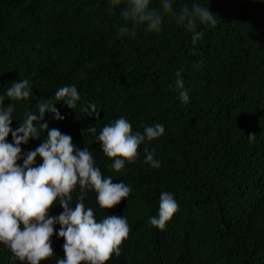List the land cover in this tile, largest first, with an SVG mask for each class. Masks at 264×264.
Wrapping results in <instances>:
<instances>
[{
  "label": "trees",
  "instance_id": "16d2710c",
  "mask_svg": "<svg viewBox=\"0 0 264 264\" xmlns=\"http://www.w3.org/2000/svg\"><path fill=\"white\" fill-rule=\"evenodd\" d=\"M193 3L209 7L218 21L215 27L197 22L203 36L195 45L193 33L168 15L159 33L140 26L134 36L119 35L123 6L109 13L108 0H0V95L7 106L13 82L28 79L32 89L28 100L12 102V129L25 112L38 114L39 101L75 85L76 108L57 103L65 118L46 113L42 123L89 148L105 176L132 189L111 214L128 221L127 252L106 264H264V0H173V12ZM150 7L159 10L161 0H150ZM178 71L187 104L175 87ZM93 102L102 109L99 119L81 111ZM120 116L133 133L164 126L163 136L145 141L159 168L144 162L141 144L134 163L110 170L113 161L85 130L95 126L99 134ZM45 136L40 131V139L21 145L23 152L35 150ZM165 191L179 209L159 230L149 220L158 216ZM84 203L97 221L105 216L94 192ZM62 211L56 203L49 215ZM61 239L53 235L52 245ZM53 250L55 258L41 264L64 256L62 245ZM11 255L0 244V264H20Z\"/></svg>",
  "mask_w": 264,
  "mask_h": 264
},
{
  "label": "clouds",
  "instance_id": "9594fccd",
  "mask_svg": "<svg viewBox=\"0 0 264 264\" xmlns=\"http://www.w3.org/2000/svg\"><path fill=\"white\" fill-rule=\"evenodd\" d=\"M108 3L109 13L123 6L119 15L126 23L119 27V35L131 32L134 36L140 26H144L147 32L159 33L164 16L168 15L193 33L192 43L195 45L203 36L202 32L196 31L197 22L212 27L218 22L209 7L198 3H193L190 9L182 8L179 13L173 12V0H161L159 10L150 7V0H108ZM180 75L178 71L175 87L181 101L187 104L189 95ZM31 96L28 79L13 82L7 88L6 97L11 101L7 106L5 96L0 95V244L12 253L10 259L20 264H41L49 258L54 259L53 248L57 244L63 246L64 256L56 264H106L122 257L128 249L125 243L130 227L125 217L111 214L113 207L126 200L132 189L123 181L113 183L110 175L105 176L96 166L89 148H78L70 135L56 128L49 129L47 123H42L46 113L53 114L58 121L65 118L57 109V103L63 102L73 110L76 108L80 100L76 86H62L54 98L39 101L38 114L25 112L19 127L13 130L15 104L12 102L25 101ZM101 110L94 102L81 108L87 117L96 119H99ZM36 122H39V128ZM40 131L46 133L43 142L35 150L24 153L21 145L28 144L30 139H40ZM85 131L95 136L103 155L113 161L110 170L117 173L126 162H135L141 144L165 133L164 126L159 123L144 126L143 133H133L132 125L124 116L103 126L99 134H96L95 126ZM10 134L11 143L7 140ZM255 137L254 134L248 136L250 141ZM144 153L146 164L153 168L161 166L147 144ZM37 157L42 161L39 165L36 164ZM21 159L22 165L18 163ZM77 188L79 193L74 202L73 193ZM88 192L95 193L96 203L105 214L99 221L93 209L85 207ZM73 202L74 208L70 207ZM56 203L63 211L58 216H50L49 212ZM178 209L173 194L161 192L158 216L150 218V225L164 230ZM55 225L60 226L58 233ZM53 235L62 238L54 245L51 241Z\"/></svg>",
  "mask_w": 264,
  "mask_h": 264
}]
</instances>
